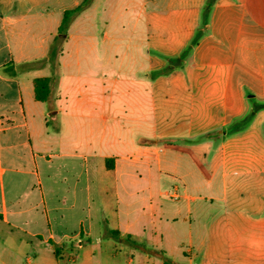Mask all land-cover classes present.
Returning a JSON list of instances; mask_svg holds the SVG:
<instances>
[{
	"label": "crops",
	"instance_id": "1",
	"mask_svg": "<svg viewBox=\"0 0 264 264\" xmlns=\"http://www.w3.org/2000/svg\"><path fill=\"white\" fill-rule=\"evenodd\" d=\"M83 2L0 0V264H263L264 0Z\"/></svg>",
	"mask_w": 264,
	"mask_h": 264
},
{
	"label": "rangeland",
	"instance_id": "2",
	"mask_svg": "<svg viewBox=\"0 0 264 264\" xmlns=\"http://www.w3.org/2000/svg\"><path fill=\"white\" fill-rule=\"evenodd\" d=\"M62 42H63L62 40L57 41V44L59 46L58 47L59 53L63 52L62 50L64 47H63ZM166 64L167 65H180V64H182V62H180L179 60L177 61L175 59V60H169L167 63H161V67L163 69L161 71L167 70V67H165ZM260 106L261 105H259V107ZM58 120L59 121H57V122H53L54 126L60 124L59 122L61 121V118H59ZM176 177L179 178V175H176ZM104 180H105V178H104ZM109 182H111V181L105 180V182L103 183V187L105 188V190H104L103 194H100V195L97 192V188H94V186H93V189H92L93 209H95L96 206L100 203V200H106V199L113 198V192L114 191L111 190ZM172 182H173V184H177V183L179 184L180 181L178 179H176L174 181L172 180ZM153 183H157V180L155 178H153ZM243 184H245L244 189L240 190L237 196H242V197H244V199H247V205L246 206L240 205L238 207L244 209L245 212L254 213V214H261L262 216H264V173L258 174V175L253 176V177L246 178V181H244ZM154 190L156 192V189H154ZM169 191L172 193L171 188L169 189ZM181 192H182L181 190L178 191L179 194ZM206 192L207 191H205V190H202V189L196 190L195 188H194V190H189V194L194 195V196H200V197H203V196L208 197V194H206ZM217 196L218 195H214V198ZM170 197H173V196H167L168 199H170ZM210 212L216 216H222L225 213V207L223 206V204H221L219 202H217V203L214 202V206L212 207V210ZM238 212H239V210L235 209L234 206L227 205V214L230 213L232 215L230 218H234L235 214H237ZM254 219H255L254 220L255 222L245 223L246 224L245 227L242 228V226H241L238 228V230H241V229L251 230L252 227H250V226H253V225L254 226L258 225L261 228L262 226H260V225H262V224H259L258 222H256L260 219H263L262 223L264 225V217H261V216L257 217L256 216V217H254ZM232 224L238 225L239 223L234 222ZM216 225L219 226L220 222H216ZM263 229H264V226H263ZM253 230H256V229H253ZM253 230H251V231H253ZM259 230H261V229H258V231Z\"/></svg>",
	"mask_w": 264,
	"mask_h": 264
},
{
	"label": "trees",
	"instance_id": "3",
	"mask_svg": "<svg viewBox=\"0 0 264 264\" xmlns=\"http://www.w3.org/2000/svg\"><path fill=\"white\" fill-rule=\"evenodd\" d=\"M92 1L93 0H84V2L81 5L73 8V9L66 10L64 12V15H63V19H62V23H61V26L59 29V33L64 34L65 31L70 26L72 20L80 12H82L86 7H88ZM57 41H58V38H57ZM57 52H58V44H56L52 47V53L57 54ZM52 82H53L52 77H44V78L35 79L34 87H35V97H36L37 101L47 102L49 100V98L51 97V93H52V89H51ZM252 117H253V115H250L249 117L239 121V123H237L233 127L232 131L238 132V131H242L245 128H247L252 121Z\"/></svg>",
	"mask_w": 264,
	"mask_h": 264
}]
</instances>
